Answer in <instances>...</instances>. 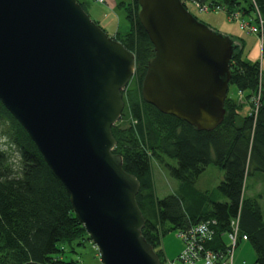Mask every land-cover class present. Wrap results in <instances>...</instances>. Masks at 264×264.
Wrapping results in <instances>:
<instances>
[{
    "label": "water",
    "instance_id": "95a60500",
    "mask_svg": "<svg viewBox=\"0 0 264 264\" xmlns=\"http://www.w3.org/2000/svg\"><path fill=\"white\" fill-rule=\"evenodd\" d=\"M154 56L142 99L198 131L225 117L234 46L181 0H137ZM134 54L109 37L77 0H0V102L65 186L101 264H160L141 234L139 181L113 152L111 127Z\"/></svg>",
    "mask_w": 264,
    "mask_h": 264
},
{
    "label": "trees",
    "instance_id": "16d2710c",
    "mask_svg": "<svg viewBox=\"0 0 264 264\" xmlns=\"http://www.w3.org/2000/svg\"><path fill=\"white\" fill-rule=\"evenodd\" d=\"M114 1L116 6H123L129 22V30L117 35L116 40L135 55L137 79L135 91L125 95L124 108L128 106V110L123 108L122 117L111 127L116 140L113 152L121 155L123 169L139 181L136 202L145 219L143 237L162 262L159 249L167 232H184L198 223L213 221L214 237L207 247L222 249L225 239L220 233L228 228L230 219H235L254 252L252 264H264L261 206L258 196L247 197L243 191L245 178L264 174V87L256 115L245 116L243 123L237 122L243 103L226 97L225 117L212 131H198L181 119L161 113L140 95L145 66L154 51L138 19V2ZM181 1L185 5L202 0ZM223 1L229 10L251 17L258 27L259 19L264 25V0ZM229 65V86L248 91L246 97L257 94L254 87L264 84L257 61L250 62L243 53L234 52ZM153 162L176 182L173 192L156 195ZM210 165L219 168L223 177L215 190L207 191L199 188L197 181ZM85 241L91 240L66 189L27 132L0 102V264H74V260L63 259V245H83Z\"/></svg>",
    "mask_w": 264,
    "mask_h": 264
},
{
    "label": "rangeland",
    "instance_id": "374dc122",
    "mask_svg": "<svg viewBox=\"0 0 264 264\" xmlns=\"http://www.w3.org/2000/svg\"><path fill=\"white\" fill-rule=\"evenodd\" d=\"M78 1V0H77ZM82 4L87 8L85 11L88 13L89 17L93 22H95L102 30L107 33L109 37L117 39V35L126 33L129 30V22L126 18V11L123 6H116L117 2L114 0H80ZM202 0L201 2H187L185 7L188 11L196 17L198 21L206 24L209 28L222 33L231 38L232 45L234 46L235 52L243 53V55L250 62L257 61L259 64L257 67L261 72V76L264 77V25L263 21L259 19L258 23L254 21L251 17L248 18L240 13V11L229 10L228 5H223V0ZM125 2H130V0H125ZM252 22H251V21ZM136 64L134 73L129 80L128 84L122 91V95L125 101V95L129 92H134L136 89ZM262 81V79H261ZM264 87L258 85L254 87L257 92ZM248 91L236 90L234 86H229L227 91L228 98L231 101H235L236 104L243 103L240 108V120L238 123H243L242 120L245 116L254 113L256 108H258L259 103L256 100V93L253 92L251 96L246 97ZM248 99V101H247ZM229 104H231L229 102ZM236 110L238 106L231 104ZM242 105V104H241ZM128 110V106L124 108V112ZM255 110V111H254ZM123 113V112H122ZM122 117V115H121ZM125 120V119H124ZM4 143V139H1ZM153 175L155 181L156 195L159 197L164 196L168 193L173 192L176 182L169 177L164 168H161L156 162H153ZM222 171L216 166H208L205 171L200 175L197 181V186L201 189L211 191L215 190L218 183L222 180ZM244 195L251 197L252 195L258 196L257 201L261 206L263 218H264V174L255 173L245 178L244 182ZM242 240V242H241ZM240 244L237 245L236 249L233 250L235 254L231 253L233 258L235 255V263L238 258L241 259V255L246 257L245 264H252L250 261L252 254L250 256L249 252L246 250L251 246L246 239H240ZM190 246L191 244H187ZM64 252L62 254L64 260H74V264H101L99 261L98 250L91 241H85V243L77 244L73 242L71 244H64ZM184 240L178 235L177 231H169L163 237L160 246V258L165 260L162 261L163 264L169 263L170 260L174 264H186L181 261L180 255L184 252ZM164 250V251H163ZM253 252V250L251 249ZM254 255V252H253ZM192 264V262H189ZM194 264H205L202 258L194 261ZM241 264V261H239Z\"/></svg>",
    "mask_w": 264,
    "mask_h": 264
},
{
    "label": "built area",
    "instance_id": "2783aa9c",
    "mask_svg": "<svg viewBox=\"0 0 264 264\" xmlns=\"http://www.w3.org/2000/svg\"><path fill=\"white\" fill-rule=\"evenodd\" d=\"M212 223L214 222L212 221ZM208 224L209 221L201 222L191 226V228L187 231L180 232V236L184 240V246L186 245L184 252L181 253V255H183L184 258H181L180 255L181 261H183L186 264H190L189 262L191 261L193 264L194 261L191 258H192L193 250H196L198 252L197 258L203 257L204 260L203 262L205 264H232V257L230 255L231 253L233 254V250L236 246L235 239L236 236H238V228L236 222H232V226H231L232 231H228V239H229L228 246L223 250H217V251H212L204 246V243L210 241L214 234L213 229H211L208 226ZM232 235H235V237L232 238ZM187 244H191V245L188 246ZM166 264H174V263L169 262Z\"/></svg>",
    "mask_w": 264,
    "mask_h": 264
},
{
    "label": "bare ground",
    "instance_id": "6f19581e",
    "mask_svg": "<svg viewBox=\"0 0 264 264\" xmlns=\"http://www.w3.org/2000/svg\"><path fill=\"white\" fill-rule=\"evenodd\" d=\"M135 58V57H134ZM257 64H259V62H257ZM260 65V64H259ZM124 90V89H123ZM122 90V91H123ZM112 133V132H111ZM61 184H62V182H61ZM63 185V184H62ZM63 187L65 188V186L63 185ZM66 189V188H65ZM67 191V190H66ZM68 193V192H67ZM236 222V224L238 225V222L237 221H235ZM208 226L211 228V229H213L214 228V226H215V223H209L208 224ZM143 228V227H142ZM142 230V229H141ZM225 231H232L231 230V226H230V223H229V226H228V228H226V230ZM225 231L223 232H221V234H225ZM142 234V233H141ZM143 236V235H142ZM235 237V235H232V238H234ZM235 242H236V244L235 245H237L238 243H239V237L238 236H236V239H235ZM207 249H210V250H212V251H217L218 249H212V248H207ZM198 257V252L196 251V250H193V254H192V260L193 261H197L199 258H202L203 259V257H199V258H197ZM181 258H184V256L183 255H181ZM197 258V259H196ZM196 259V260H195ZM204 261V260H203ZM232 261H233V259H232ZM232 264H233V262H232Z\"/></svg>",
    "mask_w": 264,
    "mask_h": 264
},
{
    "label": "crops",
    "instance_id": "0c3cea01",
    "mask_svg": "<svg viewBox=\"0 0 264 264\" xmlns=\"http://www.w3.org/2000/svg\"><path fill=\"white\" fill-rule=\"evenodd\" d=\"M242 242V241H241ZM240 242V243H241ZM239 243V244H240ZM252 249V248H251ZM251 249H247L246 250V252H249L250 253V256H251V254H252V258H250L251 260L250 261H253L254 260V255H253V252L251 251ZM164 251V250H163ZM235 254V253H234ZM234 257H235V255H234ZM245 260H246V257L245 256H243V255H241V259L240 258H238V260H237V262L235 263V261H236V259L234 258V260H233V264H239V261H241V264H245Z\"/></svg>",
    "mask_w": 264,
    "mask_h": 264
}]
</instances>
